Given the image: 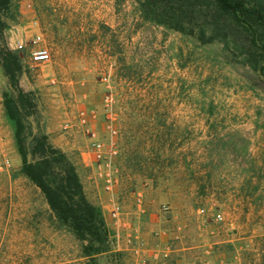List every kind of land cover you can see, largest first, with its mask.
<instances>
[{
	"label": "rangeland",
	"instance_id": "obj_1",
	"mask_svg": "<svg viewBox=\"0 0 264 264\" xmlns=\"http://www.w3.org/2000/svg\"><path fill=\"white\" fill-rule=\"evenodd\" d=\"M14 4L4 35L22 56L20 86L25 72L42 80L26 144L47 134L51 102L60 129L87 142L92 163L81 148L66 153L106 197L92 201L110 233L98 264H264V61L254 68L234 45L145 21L135 0ZM44 46L50 60L32 65ZM11 90L0 66V264H85L21 172Z\"/></svg>",
	"mask_w": 264,
	"mask_h": 264
},
{
	"label": "trees",
	"instance_id": "obj_2",
	"mask_svg": "<svg viewBox=\"0 0 264 264\" xmlns=\"http://www.w3.org/2000/svg\"><path fill=\"white\" fill-rule=\"evenodd\" d=\"M143 20L196 37L202 43L234 45L254 68L264 61V0H135ZM14 0H0V66L11 85L5 108L15 126L21 172L42 192L57 222L81 242L85 264L109 249V228L101 208L87 196L77 165L45 133L26 144V117L36 106L33 92L20 86L24 71L19 50L5 40L16 21ZM260 55L257 56V52Z\"/></svg>",
	"mask_w": 264,
	"mask_h": 264
},
{
	"label": "crops",
	"instance_id": "obj_3",
	"mask_svg": "<svg viewBox=\"0 0 264 264\" xmlns=\"http://www.w3.org/2000/svg\"><path fill=\"white\" fill-rule=\"evenodd\" d=\"M35 19V16L33 13H31L29 16L26 17L25 21L30 22V24H33ZM27 26V25H26ZM46 61L41 62H35L32 61V65H38V66H44ZM25 77V84H23L24 79H21V85L22 87H25V91H37L38 89L42 88L41 83L42 80L39 78L38 80H29L28 75L26 72L24 73ZM54 91L55 88H49V90ZM52 101H55V99H51ZM50 107L49 114L50 118L46 126V133L49 135V138L51 142L56 146L61 148L63 151L68 152L73 148H81L82 155H83V161H85L86 164L92 163L93 160V154L88 149V144L86 141L81 138L80 135H78V132L73 130L72 126L70 128H65L64 131L60 129V126H58L56 121V109L55 104L53 102L49 103L48 105ZM84 183V189L88 196V198L100 205H103V203L106 200V197L104 194L100 193L97 186L94 184V182H88Z\"/></svg>",
	"mask_w": 264,
	"mask_h": 264
},
{
	"label": "built area",
	"instance_id": "obj_4",
	"mask_svg": "<svg viewBox=\"0 0 264 264\" xmlns=\"http://www.w3.org/2000/svg\"><path fill=\"white\" fill-rule=\"evenodd\" d=\"M42 35L38 34L35 38V42L38 40H41ZM23 46L22 43L18 44V48H21ZM32 60L35 62H41V61H49L51 58V54L48 50L47 47H39L36 48L35 50H32ZM0 101H1V94H0ZM1 103V102H0ZM88 115L85 114V112H81L80 114V122L84 125L88 124ZM94 148L96 150L97 156L98 158H103L104 156V150H103V143L101 141H95L94 142ZM9 163L8 160L5 161V165H7ZM3 167V166H2Z\"/></svg>",
	"mask_w": 264,
	"mask_h": 264
}]
</instances>
